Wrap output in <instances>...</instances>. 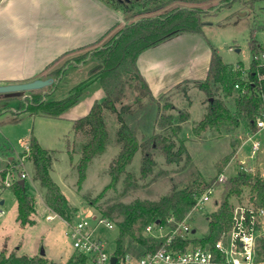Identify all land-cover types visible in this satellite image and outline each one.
<instances>
[{
  "label": "rangeland",
  "instance_id": "obj_1",
  "mask_svg": "<svg viewBox=\"0 0 264 264\" xmlns=\"http://www.w3.org/2000/svg\"><path fill=\"white\" fill-rule=\"evenodd\" d=\"M227 4L221 0H140L130 4L127 12L120 7L124 18L123 24L144 17L163 16L182 7H200L206 13L203 15L202 33H181L175 37L176 33L159 45L149 48L140 57V64L145 62L146 70L150 71L155 70L156 59L166 61L163 63L165 67H168L166 64L177 62L178 73L176 71L175 74L178 75L176 79L180 83L154 96L158 99V102H154L146 95L140 96L135 87L136 81L129 75H124L125 93L122 100L117 103V106L120 104L131 106L134 114L126 115L125 118L128 125L135 130L138 141L155 134L169 136L173 142V150L180 146L183 148L179 158L168 162L161 150L150 149L154 164L150 172L142 176L140 172L142 151L138 149L126 166L130 179H125L124 174H121L119 181L107 188L101 197H98L99 193L110 180L109 163L120 148V142L116 140L119 123L116 115L108 110L103 112L108 133L105 149L90 160L80 188L76 185L75 165L80 156L81 144L87 139L88 134L84 132L85 129L74 131L73 121L84 115L94 101H100L104 97V90L98 79L88 81L89 70L96 62L93 57L86 56V59L77 62L78 64L68 63L60 78L54 76L57 81L48 100L62 99L70 93H77L74 103L61 114L33 118L26 112L28 114L25 116L15 118L17 116L15 110L22 109L18 98L8 100L6 102L8 108L3 109V106H0V169L6 164L11 166L8 178L12 182V186H4L0 176L2 188L0 250L5 248L9 252L14 249L17 255L28 256L39 255L43 250L46 264H65L76 253L67 234L68 226L60 216L46 207L44 188L33 179L32 164L22 157L28 149L27 139L30 135L39 139L42 147L55 150L50 174L69 205L76 209L73 219L89 214L100 216L107 206L115 202L128 203L136 198L155 201L172 189L182 188L191 183L213 180L220 182L238 172L251 173L264 169V139L261 140L262 148L252 156L251 140L246 139L248 135L246 121L236 113L233 105L235 90L228 96L221 92H218V95L228 111L238 118V125L225 122L217 128L208 127L199 134L193 132V127L207 107L206 96L195 82L205 77L211 46L216 48L225 63L233 66L238 64L245 70L251 60L248 39L253 23L261 26L255 32V39L264 43V0L256 1L253 8L238 1L231 3L230 6ZM123 24H119L109 38L114 36ZM105 40L99 45L108 41ZM94 47L72 54L69 57L72 59L71 62L73 57L93 50ZM68 56L61 57L50 68L56 69L66 63L65 59H69ZM184 79L189 81L182 82ZM137 97L140 98L139 105L135 101ZM181 112L186 113L182 119L179 118ZM161 115H171V122L167 123ZM3 144L12 153L4 152L1 149ZM10 156L13 160L8 162L7 158ZM22 170L26 173L24 182L28 192L34 198V211L31 214L33 222L25 226L16 220L17 200L14 194V183L15 180H19ZM221 174L223 176H220ZM222 190L221 183L213 186L201 207L186 213L189 224L196 229V236L207 232L205 216L219 205ZM249 196L248 188L243 187L241 194L230 197L229 202L233 206L237 203H246ZM47 214L54 216L47 220L45 218ZM116 220L112 219L114 224ZM97 229L106 239L107 252L112 251L115 248L117 225L115 224L113 228ZM142 235L146 236L144 229Z\"/></svg>",
  "mask_w": 264,
  "mask_h": 264
},
{
  "label": "trees",
  "instance_id": "obj_2",
  "mask_svg": "<svg viewBox=\"0 0 264 264\" xmlns=\"http://www.w3.org/2000/svg\"><path fill=\"white\" fill-rule=\"evenodd\" d=\"M105 1L112 6L121 7L125 12L129 11L130 4L115 2V0ZM221 1L228 3V6L238 1L244 6L253 8L254 3L258 0ZM205 13V10L200 7H182L174 9L163 16L144 17L125 23L103 45H97L93 50L80 54L81 56L73 57V62H71V58L65 59L66 63L51 71L50 75L53 78L55 75L60 78L65 65L68 63L78 64L77 62L85 60L86 56L93 57L96 62L89 70L88 81L98 79L104 90V97L100 101H94L84 115L73 121L74 131L85 129L84 132L88 134L87 139L81 144L80 156L75 165L78 188H80L85 178L86 168L90 160L105 149L108 133L103 115L104 110L116 115L119 123L116 130V140L120 142V148L108 166L110 180L98 197H101L107 188L114 186L119 181L121 174H124L125 179H130V173L126 170V166L131 162L134 153L138 149L142 151L140 166L142 176L149 173L154 164L150 149L161 150L168 162L179 158L183 148L180 146L177 150H173V142L169 136L155 134L138 141L135 130L128 125L125 118L126 115L134 114L131 106L129 104L117 106V103L124 97L126 84L124 75H129L136 81L135 87L140 96L146 95L151 101L158 102L138 70L136 63L138 55L176 33H202L203 15ZM260 27V25L253 23L250 28L248 46L251 51V60L248 69L244 73H241L240 69L234 68L233 65L225 63L216 48L211 46L205 77L203 80L195 82V85L205 94L207 100L206 111L193 127L195 134H199L208 127L217 128L225 122H229L234 126L238 125V118L228 111L222 98L218 95V92H221L224 96H228L233 94L234 90L236 94L234 95L233 105L236 113L245 119L247 128H254L253 117L264 99V77L262 76L264 75V64H259L258 58L260 53H264V45L255 39V32ZM91 46L93 44L87 47L90 48ZM56 81L54 79L50 86H55ZM188 81L189 79L182 80V82ZM236 82L242 85L241 90L234 88ZM179 83L175 85L177 86ZM27 91L32 92L33 90ZM76 97L77 93L75 92L62 99L43 100L42 93L32 92L31 96L25 99L27 104L22 103L21 108L32 114L42 113L56 116L74 103ZM135 101L138 105L140 104L139 97ZM185 115L186 113L181 112L179 118L182 119ZM161 117H164L167 123L171 122V115H161ZM27 146L28 149L23 155L32 164L33 179L38 181L40 186L44 188L46 206L63 220H72L76 209L69 205L66 197L50 174V165L55 150L42 147L34 135L28 137ZM226 161L227 158L224 160V164ZM6 169L4 167L2 171L5 173ZM220 183L223 186L222 198L217 208L206 214L207 232L199 238H194L195 244H212L222 230L229 228L233 209L229 198L239 196L243 187L248 188L249 200L253 204L264 205V169L251 173L238 172L220 182L213 180L212 182L191 183L182 188H174L155 201L136 198L128 203L115 202L107 206L101 212L100 217L109 220L117 219L115 222L118 228L115 240L116 252L141 253L146 248L156 247L160 241L143 236L144 227L156 220L163 222L169 216H173L178 220L182 219L194 205L196 195ZM14 194L17 200L16 220L23 226L32 223L31 214L34 211V198L28 192L25 183L22 186L19 180H15ZM126 243L129 245L126 246ZM258 253L264 259V239L260 242ZM45 261L46 258L41 255H17L14 249L9 252L5 248L0 250V264H46ZM85 263V257L75 253L65 264Z\"/></svg>",
  "mask_w": 264,
  "mask_h": 264
},
{
  "label": "crops",
  "instance_id": "obj_3",
  "mask_svg": "<svg viewBox=\"0 0 264 264\" xmlns=\"http://www.w3.org/2000/svg\"><path fill=\"white\" fill-rule=\"evenodd\" d=\"M120 10L105 0H0V84L53 78L50 73L54 67L50 66L61 57L69 55V58L87 49L88 45L93 44L91 47H94L109 39L118 25L124 23ZM148 49L138 55L136 63L152 95L156 96L178 82L175 74L177 62L165 67L163 63L166 61L156 59L155 70H146L147 64H140V57ZM50 85L32 92L42 93L43 100H48L55 87ZM32 92L1 93L0 106L8 108L6 102L12 98H18L20 106L22 103L26 105L25 99ZM15 111V118L28 114L23 109ZM28 115L33 118L50 116L42 113ZM1 149L12 153L4 144ZM22 156L24 159L25 155ZM4 167L10 169L11 166L6 164Z\"/></svg>",
  "mask_w": 264,
  "mask_h": 264
},
{
  "label": "built area",
  "instance_id": "obj_4",
  "mask_svg": "<svg viewBox=\"0 0 264 264\" xmlns=\"http://www.w3.org/2000/svg\"><path fill=\"white\" fill-rule=\"evenodd\" d=\"M258 58L259 64H264V53H260ZM234 68L240 69L241 73L248 69L242 70L238 64ZM234 87L241 90L242 85L236 82ZM252 122L254 128H248L246 139L251 140L253 156L262 148L261 140L264 139V99ZM19 163L22 164L21 161ZM9 175L10 169L7 168L5 173L0 170L4 186L12 184ZM25 176L22 170L19 179ZM210 192L211 188H208L196 195L191 209L200 208ZM53 216L47 214L45 218L50 220ZM64 222L68 226L67 234L75 252L85 257V264H264V259L258 253L260 242L264 239V205H255L250 200L233 206L229 228L222 230L212 244L194 243V238L202 235H195L196 229L189 224L187 216L180 220L169 216L163 222L148 223L144 227L146 236L160 242L156 247L146 248L141 253H118L116 247L107 252L106 239L97 228H113L115 224L112 220L89 214ZM113 256L115 261L111 262Z\"/></svg>",
  "mask_w": 264,
  "mask_h": 264
},
{
  "label": "water",
  "instance_id": "obj_5",
  "mask_svg": "<svg viewBox=\"0 0 264 264\" xmlns=\"http://www.w3.org/2000/svg\"><path fill=\"white\" fill-rule=\"evenodd\" d=\"M53 81V78L47 77V78H34L29 81L24 82H14V83H7V84H0V94L1 93H8V92H15V91H27V90H34L39 89L44 86H47L51 84ZM19 183L23 186L24 185V179H19ZM159 220H156L158 222ZM194 231V230H193ZM39 255L44 256V251L41 250ZM115 261V257L113 256L111 258V262ZM54 264V263H51Z\"/></svg>",
  "mask_w": 264,
  "mask_h": 264
},
{
  "label": "flooded vegetation",
  "instance_id": "obj_6",
  "mask_svg": "<svg viewBox=\"0 0 264 264\" xmlns=\"http://www.w3.org/2000/svg\"><path fill=\"white\" fill-rule=\"evenodd\" d=\"M140 0H115V2H119V3H127V4H133V2H137Z\"/></svg>",
  "mask_w": 264,
  "mask_h": 264
}]
</instances>
